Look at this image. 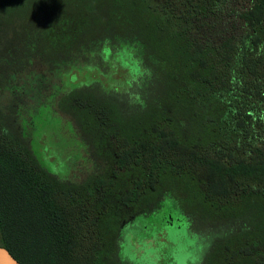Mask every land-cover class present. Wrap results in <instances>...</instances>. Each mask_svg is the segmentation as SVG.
Returning <instances> with one entry per match:
<instances>
[{
	"label": "trees",
	"instance_id": "16d2710c",
	"mask_svg": "<svg viewBox=\"0 0 264 264\" xmlns=\"http://www.w3.org/2000/svg\"><path fill=\"white\" fill-rule=\"evenodd\" d=\"M55 110L89 149L83 179L54 169ZM137 218L211 231L200 264H264V0H0V246L136 264Z\"/></svg>",
	"mask_w": 264,
	"mask_h": 264
},
{
	"label": "rangeland",
	"instance_id": "374dc122",
	"mask_svg": "<svg viewBox=\"0 0 264 264\" xmlns=\"http://www.w3.org/2000/svg\"><path fill=\"white\" fill-rule=\"evenodd\" d=\"M37 68L40 69V66L38 65ZM55 81L54 78H50L37 91V94L34 97L32 96L30 101L24 105V109L32 106L31 109L33 110L30 113L22 111L19 116L20 119H30L31 116L43 114L37 113V111H39V106L47 101ZM30 103L31 105H29ZM53 117L58 118L59 127L51 130L50 133L56 143H62V147L61 145L57 147L55 144V146L51 145L47 149L48 152L56 155L57 160L62 165L60 168V165L55 164L54 169L66 172L68 177L77 178L76 180L85 178L92 166L86 143L82 140L80 132L72 122L71 117L56 112V110L53 112ZM31 129H33L32 125H30L28 131ZM50 161L52 162L53 159H50ZM56 161L54 160L55 163H58ZM169 203L168 200L166 205L169 207H166V212L173 209V205L170 206ZM192 206L193 203L191 202L187 207L197 214L196 219L199 223L201 220L200 215H202L201 212L199 213L201 209L199 207L197 209L191 208ZM178 209L176 207L175 212ZM179 220L177 221L174 218V224L170 225L164 223L160 218V220H156L155 223L149 225L141 218L135 219V224L126 228L123 232V257L136 264H200L212 242L213 233L211 231L196 232L195 230L189 232L186 227L190 223L189 220L187 218ZM195 226L197 227V224ZM146 232L150 233L151 236L148 237Z\"/></svg>",
	"mask_w": 264,
	"mask_h": 264
},
{
	"label": "water",
	"instance_id": "95a60500",
	"mask_svg": "<svg viewBox=\"0 0 264 264\" xmlns=\"http://www.w3.org/2000/svg\"><path fill=\"white\" fill-rule=\"evenodd\" d=\"M0 264H23L6 247L0 246Z\"/></svg>",
	"mask_w": 264,
	"mask_h": 264
}]
</instances>
